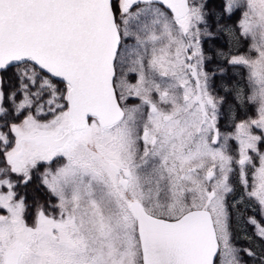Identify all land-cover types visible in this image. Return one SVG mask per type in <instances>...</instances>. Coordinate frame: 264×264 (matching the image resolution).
I'll return each mask as SVG.
<instances>
[{
    "label": "snow or ice",
    "instance_id": "snow-or-ice-1",
    "mask_svg": "<svg viewBox=\"0 0 264 264\" xmlns=\"http://www.w3.org/2000/svg\"><path fill=\"white\" fill-rule=\"evenodd\" d=\"M208 3L0 0V264H264V0Z\"/></svg>",
    "mask_w": 264,
    "mask_h": 264
},
{
    "label": "trees",
    "instance_id": "trees-1",
    "mask_svg": "<svg viewBox=\"0 0 264 264\" xmlns=\"http://www.w3.org/2000/svg\"><path fill=\"white\" fill-rule=\"evenodd\" d=\"M220 3H221V0H209L208 7H209L210 10L216 11V9H219V6H217V4L220 5ZM235 19H236V17H233L232 20H226L225 22L228 23V24H233L235 22ZM226 43H227V37L226 36H221L220 40L217 43V46L224 45ZM212 67H215V65H212ZM235 70H238V69H234V71H233V69H230L229 70V76H232V74L235 72ZM235 73H238V72H235ZM237 78H239V77H237ZM216 84L217 85L220 84V80L219 79H217ZM224 94L225 93L223 91H221V90H219V88H217V95L223 96ZM252 114L253 113L251 111H249V115H252ZM222 124H223V122H222ZM28 188L34 189V187L31 186V185ZM41 191L43 192L42 189L40 190V192ZM40 192H37V194L39 195Z\"/></svg>",
    "mask_w": 264,
    "mask_h": 264
},
{
    "label": "flooded vegetation",
    "instance_id": "flooded-vegetation-1",
    "mask_svg": "<svg viewBox=\"0 0 264 264\" xmlns=\"http://www.w3.org/2000/svg\"><path fill=\"white\" fill-rule=\"evenodd\" d=\"M217 6H219V5L217 4ZM216 11H218V9H216ZM31 186H33L35 188V182L33 184H31ZM27 191H28V194H29L30 197L33 196V195H35L39 199V201L41 203H44L45 202L46 194L43 193L42 191L39 193V195L37 194V192L34 191V189L28 188ZM29 202H31V200ZM258 212H259L258 209H256L255 211L250 210L249 212L246 213V215H254V214H257V218H259ZM234 228L239 229V225L234 224ZM247 231H248L249 235H251V233L253 231L252 227L249 226L247 228ZM237 235H240V231H237ZM241 244L244 247H248V244L246 242H244V241H241ZM248 264H254V262L251 261V260H249Z\"/></svg>",
    "mask_w": 264,
    "mask_h": 264
},
{
    "label": "rangeland",
    "instance_id": "rangeland-1",
    "mask_svg": "<svg viewBox=\"0 0 264 264\" xmlns=\"http://www.w3.org/2000/svg\"><path fill=\"white\" fill-rule=\"evenodd\" d=\"M233 71H234V69H233ZM240 71H242L241 69H238V70H235V72H240ZM241 227V225H239V228ZM240 235H242V233L240 232Z\"/></svg>",
    "mask_w": 264,
    "mask_h": 264
}]
</instances>
